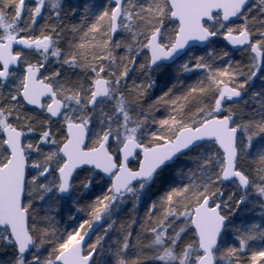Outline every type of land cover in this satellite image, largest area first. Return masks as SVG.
<instances>
[{"label":"snow or ice","instance_id":"snow-or-ice-1","mask_svg":"<svg viewBox=\"0 0 264 264\" xmlns=\"http://www.w3.org/2000/svg\"><path fill=\"white\" fill-rule=\"evenodd\" d=\"M0 264H264V0H0Z\"/></svg>","mask_w":264,"mask_h":264}]
</instances>
